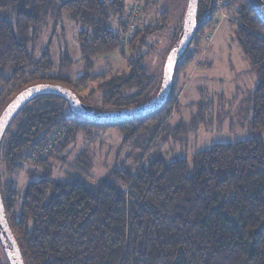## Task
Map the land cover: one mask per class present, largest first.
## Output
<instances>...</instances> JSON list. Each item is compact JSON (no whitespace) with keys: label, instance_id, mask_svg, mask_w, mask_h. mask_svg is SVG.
I'll use <instances>...</instances> for the list:
<instances>
[{"label":"trees","instance_id":"16d2710c","mask_svg":"<svg viewBox=\"0 0 264 264\" xmlns=\"http://www.w3.org/2000/svg\"><path fill=\"white\" fill-rule=\"evenodd\" d=\"M140 1L143 6L134 1L127 9V0H0V96L8 87L14 92L1 101L0 114L16 94L36 83L67 86L97 110L76 89L89 79L101 80L89 94L101 92L100 106L108 111L151 99L159 88L150 94L154 77L145 61L151 48L142 50L165 27L167 15L159 14L143 31L129 30L135 3L138 14L140 7L157 3ZM232 5L239 48L257 76L249 93L253 137L214 143L194 152L191 163L155 154L137 168H115L95 184L76 176L53 179L49 171L29 180L22 191L12 179L2 181L3 171L14 174L29 162L46 167L47 156L62 153L80 133L94 128L116 127L124 144L143 134L151 143L172 112L175 79L193 59L190 46L197 34L212 23L218 6ZM62 13L79 25L84 71L76 86L63 72L72 65L69 55H62L54 72L49 49L38 57L34 50L47 21L56 23ZM116 16L115 31L110 23ZM197 21L159 110L130 121L96 123L72 112L63 97L46 94L15 115L0 146V192L25 264H264V23L248 0H200ZM181 28L182 22L169 50ZM116 51L127 69L92 74L96 57Z\"/></svg>","mask_w":264,"mask_h":264},{"label":"rangeland","instance_id":"374dc122","mask_svg":"<svg viewBox=\"0 0 264 264\" xmlns=\"http://www.w3.org/2000/svg\"><path fill=\"white\" fill-rule=\"evenodd\" d=\"M134 1L143 6L140 0H127L126 8ZM187 2L188 0H157L151 7V4L146 5L143 11L140 7L137 20L134 18L132 21L130 18L128 29L133 30L131 26L135 22V26L143 31L145 25L157 22L159 14L162 13L165 17L167 15L165 27L150 36L147 40L149 45L142 50L151 48L145 61L148 73L154 77L150 94L160 86L163 65L182 22ZM234 11V5L229 9L218 6L212 23L205 31L202 29L197 34L190 46L193 59L186 68L178 72L175 79L176 96L172 101V112L164 120V130L151 143L148 144V135L143 134L137 140L124 144L122 134L116 127L94 128L90 133H80L76 141L62 153L54 152L47 156L49 164L46 167L29 162L14 174L3 171L2 181L12 179L15 187L22 191L29 180L39 179L49 171L53 179L67 180L76 176L89 184H95L111 174L113 169L137 168L138 164L155 154L167 161L186 157L191 163L194 152L207 149L214 143L253 137L254 133L250 129L249 93L257 83V76L239 48ZM134 12L138 13L136 8ZM118 25L116 16L111 20L110 27L116 31L119 29ZM78 29L79 25L68 14L62 13V18L56 23L53 18L47 21L34 47L36 57L49 49L54 61V72L60 67L62 55H69L72 65L63 72L72 79V86H76L75 79L84 71L76 39ZM123 58L117 51L108 56L96 57L93 60L92 74L127 69L126 59ZM100 81L89 79L76 86V89L90 103L97 105L99 111H108V106H100L101 92L89 94ZM12 94V89L6 88L0 96V103ZM147 145L149 146L145 149ZM142 152L145 153L144 158L137 160L138 154ZM0 264H9L3 249Z\"/></svg>","mask_w":264,"mask_h":264},{"label":"water","instance_id":"95a60500","mask_svg":"<svg viewBox=\"0 0 264 264\" xmlns=\"http://www.w3.org/2000/svg\"><path fill=\"white\" fill-rule=\"evenodd\" d=\"M200 0H188L182 19V28L177 41L169 50L162 72L159 90L149 100L131 107L115 111H99L91 104L82 102L69 87L56 83H36L22 89L7 104L0 114V146L5 132L19 110L33 98L53 94L63 97L72 112L83 119L96 123H116L147 116L159 110L168 100L174 81L176 68L188 48L197 29L198 6ZM257 16L264 23V0H248ZM0 243L9 264H25L19 245L9 226L0 192Z\"/></svg>","mask_w":264,"mask_h":264},{"label":"built area","instance_id":"2783aa9c","mask_svg":"<svg viewBox=\"0 0 264 264\" xmlns=\"http://www.w3.org/2000/svg\"><path fill=\"white\" fill-rule=\"evenodd\" d=\"M222 0H218V2H221ZM136 8V10H137V12H138V10H139V7H138V4H134L133 6H132V12H133V16H134V18H136V20H137V17H138V13H135L134 12V9ZM135 23V22H134ZM132 24V28L134 29L136 26V24Z\"/></svg>","mask_w":264,"mask_h":264}]
</instances>
